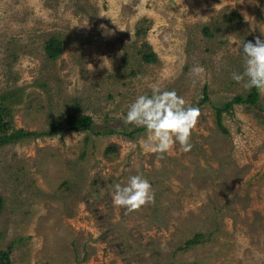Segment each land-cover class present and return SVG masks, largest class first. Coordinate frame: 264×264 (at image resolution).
Returning a JSON list of instances; mask_svg holds the SVG:
<instances>
[{"label": "rangeland", "instance_id": "1", "mask_svg": "<svg viewBox=\"0 0 264 264\" xmlns=\"http://www.w3.org/2000/svg\"><path fill=\"white\" fill-rule=\"evenodd\" d=\"M260 29L264 0H0V95L18 92L14 126L35 132L0 147V251L12 264H264V95L224 111L223 127L217 116L250 92L232 79L244 66L232 42L264 40ZM153 83L201 110L190 151L160 158L140 147L146 130L122 133ZM68 113L116 132L46 135ZM136 174L155 202L129 213L112 194Z\"/></svg>", "mask_w": 264, "mask_h": 264}, {"label": "clouds", "instance_id": "2", "mask_svg": "<svg viewBox=\"0 0 264 264\" xmlns=\"http://www.w3.org/2000/svg\"><path fill=\"white\" fill-rule=\"evenodd\" d=\"M239 3H244V0H239ZM100 16L110 17L113 24L117 25L121 31L125 30L113 17L106 14H100ZM244 16L245 20H250L246 13ZM80 25L86 26L87 23ZM100 27L105 29V35L115 34L108 30L106 25L101 24ZM255 30L256 26L252 23V31ZM260 31L264 34V29ZM232 43L236 45V51L242 53L244 61L243 71L233 72L232 79L237 83H242L245 89L255 88L261 95H264V40L257 36L255 42L249 40ZM101 60L100 69L107 68L108 72L112 71L110 59L102 57ZM95 70L94 66L89 64L88 71ZM191 73L196 77H202L204 68L194 66ZM149 87L151 95L137 96L128 106L123 123L146 129V137L139 141L140 147L145 152L159 154L160 158H163L165 154H173L177 143L180 150L190 151L193 146L192 134L197 129L201 110L193 107L176 91L162 89L159 83L150 84ZM112 199L114 206L124 208L130 213L154 203L155 194L150 181L142 174H136L130 176L126 184L118 183L114 186Z\"/></svg>", "mask_w": 264, "mask_h": 264}, {"label": "trees", "instance_id": "3", "mask_svg": "<svg viewBox=\"0 0 264 264\" xmlns=\"http://www.w3.org/2000/svg\"><path fill=\"white\" fill-rule=\"evenodd\" d=\"M206 34H209L205 29ZM46 55L49 60L55 61L63 53L62 42L58 37H52L47 40L45 45ZM156 55L154 53L144 54L143 58L146 62H152ZM206 94V93H205ZM19 96L16 91H5L0 95V147L24 140L34 135L35 132L27 131L23 128L16 129L12 117L13 104L18 101ZM260 99V93L255 89H251L247 95H237L231 101L225 103L222 107L217 108L218 122L221 127L223 112L232 111L234 105H250L254 106ZM15 101V102H13ZM203 101H209V96L206 94ZM144 128H135L131 132L122 131L126 136L133 137L139 131H145ZM94 132L97 135L114 134L116 130L97 131L94 128V120L90 115H79L68 113L65 122L60 118H53L51 120V128L45 133L48 136H55L63 132ZM202 235L196 234L191 240H188L187 246L197 245L201 242ZM0 264H12L10 253L8 251H0Z\"/></svg>", "mask_w": 264, "mask_h": 264}]
</instances>
